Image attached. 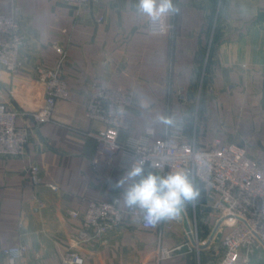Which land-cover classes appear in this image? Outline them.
I'll return each mask as SVG.
<instances>
[{
    "label": "crops",
    "instance_id": "0c3cea01",
    "mask_svg": "<svg viewBox=\"0 0 264 264\" xmlns=\"http://www.w3.org/2000/svg\"><path fill=\"white\" fill-rule=\"evenodd\" d=\"M138 3L0 0V15L15 17L24 39L19 71L0 66V103L18 111V125L29 129L23 156L0 155V264H11L4 250L19 245L27 251L15 264H61L72 249L82 264L218 259L228 227L208 212L213 199L199 183L200 196L181 219L150 230L125 215L119 230L77 245L81 219L72 218V211L82 216L90 202L114 199L128 209L113 183L129 156L120 150L111 159L99 157L89 136L104 128L85 115L94 86L130 95L133 125L119 132L121 145L143 138L149 128L153 143L170 128L200 149L214 140L243 147L264 167V0H173L177 11L168 21L174 29L164 35L150 33ZM55 42L66 51L70 99L57 100L52 120L36 126L30 113L44 100L39 73L56 65ZM162 116L170 123H162ZM31 165L40 169L37 185L29 179ZM179 246L171 258L158 257L159 248Z\"/></svg>",
    "mask_w": 264,
    "mask_h": 264
},
{
    "label": "built area",
    "instance_id": "2783aa9c",
    "mask_svg": "<svg viewBox=\"0 0 264 264\" xmlns=\"http://www.w3.org/2000/svg\"><path fill=\"white\" fill-rule=\"evenodd\" d=\"M74 3L97 2L98 0H65ZM170 15V14H169ZM162 20H150V33L164 35L174 29L168 17ZM24 39L15 17L0 15V66L10 74H15L21 66L20 50ZM58 60L53 68L40 71L39 81L44 87L42 105L30 113L36 126L52 120L53 109L57 100L70 99L63 66L66 51L58 43L53 44ZM130 95L120 89L110 90L94 86L85 105L88 119L98 121L104 126L97 134H89L97 144V155L111 159L115 153L123 150L129 159H143L146 167L165 175L178 168L190 171L194 184H201L212 197L207 205L209 213L219 215V225L228 227V232L221 240V253L211 264H236L239 261L249 263L254 257L264 256V167L260 166L247 153L246 149L234 144H221L214 140L207 148L200 149L193 143L183 141L182 135L172 132L149 143L153 129L145 131L139 140L126 145L118 142L121 130L132 128V119L127 113ZM20 113L0 103V155L20 157L26 152L28 132L26 126L18 125ZM98 160H94L95 165ZM32 184L40 183V169L31 165L28 169ZM49 188L57 191L55 184ZM129 215L133 222L145 229L160 226L149 224L135 210L119 208V200L90 202L82 216L72 211V218L81 219L77 235V245H89L103 234L119 230L124 223V216ZM181 219V217L179 218ZM196 234V231H193ZM181 246L174 249L159 248L158 257L171 258ZM27 251L25 245L5 249L4 254L11 264L20 259ZM83 260L76 249L69 250L61 264H82Z\"/></svg>",
    "mask_w": 264,
    "mask_h": 264
},
{
    "label": "clouds",
    "instance_id": "9594fccd",
    "mask_svg": "<svg viewBox=\"0 0 264 264\" xmlns=\"http://www.w3.org/2000/svg\"><path fill=\"white\" fill-rule=\"evenodd\" d=\"M137 10L153 21L162 20L177 11L173 0H139ZM164 124L170 123L160 117ZM124 174L114 181L123 204L142 216L149 224L178 220L185 207L200 196L187 169L178 168L165 175L148 170L143 159H126Z\"/></svg>",
    "mask_w": 264,
    "mask_h": 264
},
{
    "label": "rangeland",
    "instance_id": "374dc122",
    "mask_svg": "<svg viewBox=\"0 0 264 264\" xmlns=\"http://www.w3.org/2000/svg\"><path fill=\"white\" fill-rule=\"evenodd\" d=\"M254 258L250 261L251 263L249 262L248 264H264V256H256Z\"/></svg>",
    "mask_w": 264,
    "mask_h": 264
}]
</instances>
